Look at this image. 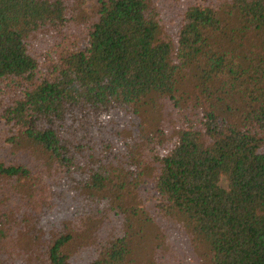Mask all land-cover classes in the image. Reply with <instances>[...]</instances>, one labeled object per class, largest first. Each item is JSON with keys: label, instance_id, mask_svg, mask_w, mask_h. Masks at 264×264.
Returning a JSON list of instances; mask_svg holds the SVG:
<instances>
[{"label": "trees", "instance_id": "trees-1", "mask_svg": "<svg viewBox=\"0 0 264 264\" xmlns=\"http://www.w3.org/2000/svg\"><path fill=\"white\" fill-rule=\"evenodd\" d=\"M143 242L264 264V0H0V264Z\"/></svg>", "mask_w": 264, "mask_h": 264}, {"label": "rangeland", "instance_id": "rangeland-1", "mask_svg": "<svg viewBox=\"0 0 264 264\" xmlns=\"http://www.w3.org/2000/svg\"><path fill=\"white\" fill-rule=\"evenodd\" d=\"M9 160H12L14 158L13 154L6 155ZM22 161L26 162L25 156H21ZM172 246L169 245V247L165 246L164 243H162L159 250H155L153 245L146 244L143 242L140 245V248H143V256L145 258L146 262H153V264H198L195 258L194 253H192L189 250L182 249L178 245H175L174 247L170 248Z\"/></svg>", "mask_w": 264, "mask_h": 264}]
</instances>
